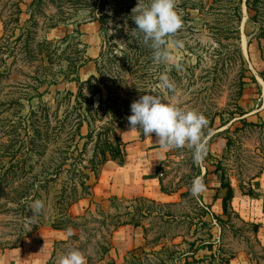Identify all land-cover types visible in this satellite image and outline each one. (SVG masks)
Masks as SVG:
<instances>
[{"label": "rangeland", "instance_id": "rangeland-1", "mask_svg": "<svg viewBox=\"0 0 264 264\" xmlns=\"http://www.w3.org/2000/svg\"><path fill=\"white\" fill-rule=\"evenodd\" d=\"M246 1L242 2V21L238 23L236 16H231L234 9L218 0H176L182 27L173 39L183 40L185 46L174 50L173 59L167 64L155 63L151 48L140 50L136 45L143 39V34L135 30L137 25L133 19V9L139 0H38L34 23L29 20L33 1L26 2L20 24L11 21L8 31L3 21H9L15 9L13 0L3 1L0 8V150L4 151L3 143L26 134L25 124L31 118L35 127H41L44 137L37 150L44 157L38 162L32 153L28 165L34 168L27 166V174L20 172L23 176L18 175L16 179L34 184L44 179L45 174H41L44 166L52 169L65 158L66 169L72 170L64 171L58 182L50 183V193L43 194L41 199L46 211L35 221L29 219L33 216L30 205L36 200L33 196L24 207L16 204L0 211V248L19 246L37 231L53 228L54 222H64L69 226L64 230L67 239L56 243L50 264H57L58 256L72 249L82 251L87 264H162L163 259L171 263L173 259L167 257L169 249L185 252L190 249V243L198 246L209 240L211 232L216 247L222 245L235 253L234 257L244 258L236 264L246 262V255L251 264H264V253L256 238L258 219L264 213V38L259 37L264 17H260L257 25L249 22ZM95 21L100 24L103 40V54L96 59L90 58L86 43V35L91 33L87 27ZM89 62L92 63L86 67ZM94 64L97 78L87 82L89 69L93 70ZM175 64L181 68L177 70ZM164 72L177 85L176 95L158 88L159 76ZM80 74L87 79L81 80ZM152 89L160 92L164 100L206 116L209 123L204 130L207 153L203 161L194 162L193 149L188 146L162 150L155 133L144 136L142 130L134 129L147 141L144 144L152 146L153 155L150 160L136 161L139 176L135 180L141 181L149 169H155L161 190L174 196L171 202L143 195L116 196L119 199L111 202L112 196L97 195L95 186L105 163L98 167L96 179H92L95 185L91 192L85 194L79 188L75 194L80 196L75 204L83 200L89 204L83 210L72 209L75 204L68 209L72 222L66 223L61 215L56 217L60 213L57 210L60 191L58 194L57 191L63 184L79 182L80 173L89 172L92 161H101L102 151L108 162L127 163L126 144L141 142H124L125 153L117 149L115 135H120L123 124V132L131 130L127 118L132 113L126 100L130 99L131 106L147 94L144 90ZM110 96L115 100L114 107L96 112ZM90 112L91 128L83 122ZM242 118L251 125H244ZM46 121L50 125L44 126ZM33 129H30L32 134ZM90 129L96 132L93 141L86 138ZM79 134L85 138L80 139ZM84 143H87L85 148ZM15 145L13 149H21L20 142ZM77 149L84 150L81 161ZM219 162L233 187L226 214L223 202L211 205L216 198L214 194L225 197L228 192L221 187V172H215ZM197 177L202 178L206 190L193 197L191 187ZM200 201L212 206V212L226 223L214 220L210 227L203 225L204 207ZM138 208L142 213L144 240L142 245L128 251L123 260L117 261L111 255L113 236L124 225L114 228L132 218L125 214L127 210ZM107 245L111 250L104 254ZM163 247L168 249L163 252ZM210 253L201 250L198 257ZM174 262L183 264L184 260Z\"/></svg>", "mask_w": 264, "mask_h": 264}, {"label": "trees", "instance_id": "trees-1", "mask_svg": "<svg viewBox=\"0 0 264 264\" xmlns=\"http://www.w3.org/2000/svg\"><path fill=\"white\" fill-rule=\"evenodd\" d=\"M4 0H0V8ZM145 2H149V0H143ZM224 1L226 3H224ZM219 2H223L225 7H231L234 9L233 13L231 16L235 15L237 18L238 23L242 21V16H241V8H242V2L243 0H218ZM25 4L24 0H13L12 6L15 9L11 19L3 21L4 26H6V29L8 31V25L11 21H14L17 25L20 24L21 22V16L23 14V6ZM38 4V0H33L31 6H30V21L34 23L35 21V16H36V8ZM236 4V5H235ZM247 5V12H248V21L251 23H254L255 25L260 23V17H264V0H247L246 1ZM1 12V11H0ZM1 16V14H0ZM233 18V17H232ZM260 33L259 37L264 38V27L260 25L259 27ZM236 32L238 35H240L239 29H236ZM6 35V34H5ZM3 36V38L5 37ZM1 41H0V47H1ZM136 45L138 46V49H145L150 47L148 45H145L143 43V39L139 40L136 42ZM103 52V51H102ZM101 52V54H103ZM90 60V59H89ZM262 77L264 79V71L262 73ZM97 78L95 75L91 76L87 82H90L92 79ZM114 99L113 97H109L104 103H101L99 107L97 108V111H100L102 109H105L106 111L111 110L114 107ZM127 102V107L131 108L129 100H126ZM80 105V104H78ZM81 106V105H80ZM82 107V106H81ZM85 110V109H84ZM121 111V110H120ZM87 113V109L85 110ZM114 112V111H113ZM110 113V112H109ZM117 113V111H116ZM121 113V112H120ZM35 114L32 113V115ZM89 117L83 118V122H86L88 126L91 128L92 127V118H91V112L89 113ZM244 114H241L240 117H243ZM81 116L84 117V114L81 113ZM243 120L244 125H251V123H248L244 118L240 119ZM47 122V121H46ZM82 122V123H83ZM115 122V120H114ZM38 123H41V121H38ZM82 123L78 124V127L82 125ZM35 121L31 120V118H28L27 122L25 125H27V129H25L26 134L25 135H20L21 137L15 136V138L11 139V142L9 141L7 143H3V150H0V211H4L6 208L11 209L13 208L16 204L24 207V205L27 203L29 200V197H34L35 199H42L43 194H48L50 193L51 187V182H58L59 177L61 174L68 170V172H71L72 168L70 167L69 169H66V164H67V158H65L60 164L58 165H53V168L51 169L50 166H44L42 169L41 174H45L44 179H39V181L35 182L34 184H28L27 181L23 182L21 179H16L18 175H22L20 172L27 174V171H25L26 167L28 166L30 169H33V165H28V161L31 157V154L33 153L34 156H36L38 159L37 161L40 162L44 157L43 153H40L37 150L39 142L43 140V134L42 130L40 129L41 127L36 126L35 127ZM44 126L50 125L48 122L43 123ZM125 127V124H123L121 128V133L124 131L123 129ZM34 128L33 131L34 133H30V129ZM103 130H108V127H101ZM123 130V131H122ZM229 130L226 129L225 131ZM95 130L90 129L88 135L86 138L89 140L93 141V135H94ZM121 133L118 135V133L115 135L116 142L118 145V151L125 153V143L122 139ZM102 133L98 132L97 135L101 136ZM25 136V137H24ZM80 139H84L85 137L80 135ZM47 139V137H45ZM17 142H20V147L21 149L15 150L13 149L16 145ZM230 142V141H229ZM97 144V143H96ZM87 146V143H84V148ZM77 148V147H76ZM27 149V151H24ZM79 153V160L81 161V155L84 150L77 149ZM22 151H24L22 153ZM101 161L97 163L95 160L92 161V167H90L89 172H81L80 173V179L79 182H74L72 184H63V186L57 191V194L60 191V196L57 195L58 198V211L60 213H57V216H64L65 222H72V219L69 214H68V209L75 204V202L80 198V196L77 194L75 195L76 192L78 191L79 188L86 192H91L93 189L92 187L95 184H92L91 182L93 181L92 179H96L97 176V169L101 165H104L107 163L109 160L106 157V154L103 153V151L100 153ZM125 162H120V165H124ZM215 172L219 173L221 172V187L224 189H227V195L223 197V208H224V214L227 213V204L228 202L232 199L233 197V187L231 182H229V179L227 178L226 170L222 166V163H218ZM94 174V175H93ZM37 176L40 177L39 174H36ZM11 176L13 179L11 180ZM23 176V175H22ZM55 188V187H54ZM242 189V188H241ZM75 195V196H74ZM119 198L116 196H112L110 198V201H116ZM139 198L136 199V201ZM143 200H147L145 198H140ZM202 206L204 207V215L202 216L201 222L203 225L207 226H212L213 221H219L221 224L226 223L222 219L221 216L216 215L214 212H212L211 207L209 205L205 204L203 201H200ZM121 214V213H120ZM119 214V215H120ZM127 215L132 217L128 221L120 222L117 226H115L114 230H116L119 226L121 225H127L131 224L134 226H139V227H144L142 223L140 222V218L142 217L141 209L138 208L134 211H126ZM171 216V214H169ZM210 218V219H209ZM224 221V222H223ZM245 222V221H244ZM53 228L55 229H61V230H67L69 228L68 224H64V222L61 223H56L54 222L52 224ZM75 226V225H74ZM258 228H256L257 231ZM28 235V234H27ZM26 235V236H27ZM210 239L206 241H202L200 245H196L195 243H190V249L187 251H176L175 249L171 250L169 249L170 255L167 256L170 259H173L171 263H167V260L163 259L162 264H176L174 260L177 261H183V264H202V263H207V264H231V261L235 258V253L229 252L227 249H225L222 245H219L218 247L215 246V241L212 240L213 238V233L211 232L209 234ZM23 241V240H22ZM21 244V243H20ZM16 247V246H14ZM217 248L214 251V248ZM168 249L167 247H163L161 251L164 252V250ZM104 254L108 253L111 250L110 246H105L104 247ZM201 250H209L211 253L209 255H205L203 257H198V253ZM168 251V250H167ZM167 258V259H168Z\"/></svg>", "mask_w": 264, "mask_h": 264}, {"label": "clouds", "instance_id": "clouds-1", "mask_svg": "<svg viewBox=\"0 0 264 264\" xmlns=\"http://www.w3.org/2000/svg\"><path fill=\"white\" fill-rule=\"evenodd\" d=\"M136 31L143 34V43L152 49L153 60L157 64H167L173 59V51L181 50L183 40H174L173 36L182 27V17L176 10V0H139L133 9ZM177 70L180 64L174 65ZM158 88L177 94V85L167 72L159 76ZM142 95L131 104V115L127 118L131 129L142 130L144 136L155 133L161 149L183 148L193 149L194 162L201 163L207 153V140L204 130L208 119L198 110H185L177 102L166 101L156 89L144 90ZM206 190L202 178L192 182L191 194L199 196ZM35 219L46 211L45 202L36 199L30 205ZM57 264H87L84 253L72 249L59 255Z\"/></svg>", "mask_w": 264, "mask_h": 264}, {"label": "crops", "instance_id": "crops-1", "mask_svg": "<svg viewBox=\"0 0 264 264\" xmlns=\"http://www.w3.org/2000/svg\"><path fill=\"white\" fill-rule=\"evenodd\" d=\"M25 3H31L33 0H24ZM91 33L86 35V43L88 44V52L91 54L90 58H98L103 50V40L100 33V24L98 21L92 22L90 27ZM87 63L86 67L90 65ZM92 69H89L88 79L95 75L96 65ZM81 80L87 79L79 75ZM85 78V79H84ZM122 139L124 142L138 141L140 144L127 143L128 160L124 165L107 162L105 164L99 182L95 186V192L101 197L110 196H137L143 195L145 197L153 198L157 201H169L174 198L173 195L164 193L159 184V179L156 175V170L149 169V173L139 180L136 177L139 176L136 167L137 160H150L152 155V146L146 145V140L140 138V135L134 129L123 132ZM143 143V144H142ZM153 156V155H152ZM142 173V172H141ZM143 174V173H142ZM129 183V184H127ZM218 188V187H216ZM218 190V189H216ZM211 205L217 204L219 201L223 202L222 195L217 196L214 194ZM204 203H206L204 201ZM89 204L88 201L83 200L80 204H75L73 208H79L83 210ZM208 204V203H206ZM212 208V206H211ZM263 217L258 219L260 222L256 231V238L259 248L264 253V213ZM67 239V234L64 230L46 227L33 235L24 239V241L16 247L12 248H0V264H50L55 252V245L59 241ZM144 240V229L131 224H127L119 227L113 236V249L111 255L118 261L123 260L128 251L133 248L142 245ZM244 259L243 257L236 256L231 264H236L238 259ZM246 262L243 264H251L249 262V256L246 255ZM244 260V261H245Z\"/></svg>", "mask_w": 264, "mask_h": 264}]
</instances>
